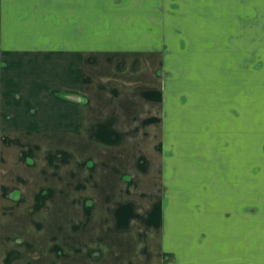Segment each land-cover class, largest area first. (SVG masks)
Returning a JSON list of instances; mask_svg holds the SVG:
<instances>
[{"label":"crops","instance_id":"0c3cea01","mask_svg":"<svg viewBox=\"0 0 264 264\" xmlns=\"http://www.w3.org/2000/svg\"><path fill=\"white\" fill-rule=\"evenodd\" d=\"M165 46L179 63L225 61L234 69L245 63L249 70L236 69L238 77L232 78L236 106L229 150L215 165L213 155L202 156L204 167L214 169V182L204 186L216 193L214 199L196 205L198 209L175 201L165 213L162 242L174 255L168 264H264V150L255 144L256 126L264 138V0H0V111H9L10 105L19 109L17 95L34 99L40 109L42 101L52 103L60 91L81 95L86 113L79 118L66 98L52 105L56 127L88 122L95 128V145L115 142L103 159L122 160L127 152L116 150L122 144L118 138L142 127L136 116L139 93L130 99L137 84L134 79L108 84L98 78L108 69L95 65L142 63L154 57L146 51ZM185 55L188 60L181 59ZM251 64L261 68L256 72ZM63 108L70 110L69 118ZM107 185L89 184L88 189L104 192ZM183 187L176 188L177 195L189 201V191L203 190L200 185ZM65 209L59 229L69 215ZM108 210L105 202L102 212L94 207L79 225L71 224L70 264H146L137 233L128 238L121 228L112 232ZM149 224L158 227L155 219ZM63 240L68 237L62 236V245ZM160 260L157 255L155 264Z\"/></svg>","mask_w":264,"mask_h":264},{"label":"rangeland","instance_id":"374dc122","mask_svg":"<svg viewBox=\"0 0 264 264\" xmlns=\"http://www.w3.org/2000/svg\"><path fill=\"white\" fill-rule=\"evenodd\" d=\"M146 52L154 57L149 61L143 58L142 63L95 65L100 70L103 66L108 69V74L98 77L108 84L116 79L120 83L134 79L137 84L130 99L139 93L136 116L142 127L134 135L118 138L122 144L116 148L119 152L126 150V159L114 163L103 159L102 153L113 151L110 147L115 142L95 145V128L88 127V122L79 119L76 128L56 127L53 106H58L57 100L67 99L65 102L74 105V115L79 118L86 113L82 111L85 102L81 95L60 91L54 96L55 104L42 101L44 109L34 99L28 101L17 95L15 100L23 112L13 105L9 111H0V264H70L71 224L79 225L86 211L92 214L94 207L102 212L105 202L111 231L121 228L128 238L137 233L146 264H155L157 255L160 264L174 260L162 242L165 213L175 201L201 206L214 199L216 193L206 191L214 182V169L204 167L202 156L204 152L213 155L215 165L217 158L221 163V153L229 150L230 121L236 106L232 78L234 74L238 77L236 69L238 73L249 70L245 63L235 69L225 61L179 63L166 46ZM186 55L181 59L188 60ZM252 66L256 72L261 68ZM155 92L160 93L158 98L152 96ZM65 109L63 114L69 118L70 110ZM255 135L256 146L261 143L264 150L262 131L257 126ZM106 163H112L113 169ZM89 184H104L108 189L89 191ZM193 185L203 190L196 194L189 191L191 201L182 198V193L177 195L179 186L192 189ZM66 207L69 215L65 227L59 229L60 212ZM150 217L158 227L149 224ZM62 236L68 237L63 245Z\"/></svg>","mask_w":264,"mask_h":264}]
</instances>
